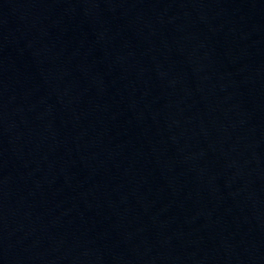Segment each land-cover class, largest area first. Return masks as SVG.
Returning <instances> with one entry per match:
<instances>
[{
	"label": "water",
	"instance_id": "obj_1",
	"mask_svg": "<svg viewBox=\"0 0 264 264\" xmlns=\"http://www.w3.org/2000/svg\"><path fill=\"white\" fill-rule=\"evenodd\" d=\"M0 264H264V0H0Z\"/></svg>",
	"mask_w": 264,
	"mask_h": 264
}]
</instances>
